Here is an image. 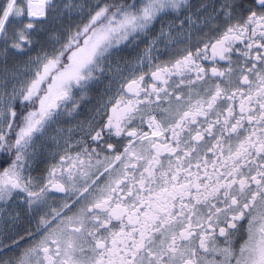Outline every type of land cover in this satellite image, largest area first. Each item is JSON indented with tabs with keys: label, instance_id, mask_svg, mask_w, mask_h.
Here are the masks:
<instances>
[{
	"label": "snow or ice",
	"instance_id": "1",
	"mask_svg": "<svg viewBox=\"0 0 264 264\" xmlns=\"http://www.w3.org/2000/svg\"><path fill=\"white\" fill-rule=\"evenodd\" d=\"M0 264H264V0H0Z\"/></svg>",
	"mask_w": 264,
	"mask_h": 264
}]
</instances>
